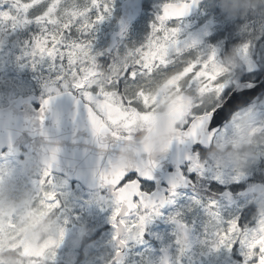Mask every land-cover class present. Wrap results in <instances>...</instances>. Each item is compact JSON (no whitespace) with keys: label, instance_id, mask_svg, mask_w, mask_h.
<instances>
[{"label":"snow or ice","instance_id":"obj_1","mask_svg":"<svg viewBox=\"0 0 264 264\" xmlns=\"http://www.w3.org/2000/svg\"><path fill=\"white\" fill-rule=\"evenodd\" d=\"M195 2L161 0L145 41L125 45L121 51L118 45L97 48L94 43L97 24L110 14L107 0H0V33L36 26L25 41L24 55L33 67L44 59L52 62L58 73L52 92L58 93L57 85H62L79 93L99 146L114 149L98 173L99 181L111 191L115 249L110 264H125L124 250L130 241H142L145 225L161 215L163 206L175 202L176 189L192 181L193 174L214 171L219 178L226 165L209 159L208 150L218 139L232 135L240 119L254 120L250 135L264 137V116H258L251 105L245 106L249 89L226 86L225 70L214 48L201 51L198 41L181 38L179 20ZM247 49L245 44V54ZM108 53L111 59L102 63L99 58ZM250 89L264 95V76H258ZM52 99L49 95L43 100L41 113ZM165 105L178 121L167 147L168 152L177 145V169L166 191H152L149 181L158 159L146 148L137 149L139 160L133 166L118 163L116 157L140 130L152 131ZM57 152V148L50 150L45 168L34 181L35 191L26 202L27 216L15 209L0 211V264H8V254L16 257L17 264H45L55 257L63 228L56 237L37 240L19 226L26 219L35 225L60 207L53 175ZM257 154H264V143L258 144ZM7 175L0 170V205ZM241 175L237 170L235 179ZM194 202L201 203L196 198ZM205 207L214 221L213 246L233 252L234 264H264V212H258L256 204H247L230 218L221 215L214 199ZM180 216L176 212L168 219L187 236L189 225ZM184 251L182 247L181 254ZM159 264H171L170 257L163 256Z\"/></svg>","mask_w":264,"mask_h":264},{"label":"rangeland","instance_id":"obj_2","mask_svg":"<svg viewBox=\"0 0 264 264\" xmlns=\"http://www.w3.org/2000/svg\"><path fill=\"white\" fill-rule=\"evenodd\" d=\"M122 1L123 0H107L111 9L110 14L97 24L94 33L97 37L94 42L97 48H106L110 32L120 25ZM147 2V15L142 18L144 22L143 26H146V28L144 30H142L141 27L135 31L130 30L123 39L121 37V45L119 46L121 51L124 50L125 45L131 47L133 45L142 44L150 33L152 24L156 20L155 13L159 11L161 0H147ZM206 8L207 6H202L201 10L197 13L198 15L194 18L192 17L191 19L179 21L180 36L184 39L191 38L198 41L197 48L201 51H210L214 48L218 58L222 40L215 36L213 28L211 27V25L214 23L217 24L218 22L215 18L212 19L211 17L214 15V12H209ZM257 13L258 14L254 15L255 21L260 24L264 21V15L259 12ZM34 28L36 29L35 25ZM17 31H5L0 33V107H2L5 102L6 94L11 96L16 92L30 93L33 89L34 81L40 82V89L47 91V93H53L52 80L53 77L58 74L52 62L48 59L38 62L36 66L33 67L29 58L24 55L25 41L30 38L32 32H27L26 36L23 38L20 36L13 38V35L16 34ZM243 45L244 44H239L237 48L241 49ZM104 56L99 58L100 61ZM241 57H243L246 64L245 69L252 73L255 72L258 68L255 61L249 59L244 52L241 53ZM109 59H111V57H109ZM219 59L221 60V57ZM224 77L228 83L234 80V75L231 72L225 73ZM251 106L257 110L258 116H264V96L261 100L251 104ZM262 162H264V154H258L255 161L248 168L239 171L242 173L239 179H235L237 176V169L231 165L223 168L219 178L216 177L214 171H211V173L214 179L224 183L232 180L245 181L254 174L253 171L259 172L254 166L255 163ZM0 170L8 174L7 182L14 185L10 191L19 194L26 190L32 193L35 191L34 181L38 179L39 173L43 169L35 163L33 157L25 156L23 158H13L7 156L0 159ZM54 177L56 179L60 207L54 211L53 216L57 218L62 226L64 238L61 244H59L61 246V252L59 248L58 250H54L55 257L46 260L49 262L62 261L66 264H106L111 252V237L108 231H106L105 226L111 222L112 200L110 197L97 191L95 193H89L82 189L80 184H75L73 187H70L71 185L66 183L60 176L54 175ZM5 194L4 188V196ZM181 198L180 194L176 195L174 198L175 213L181 210ZM260 198L261 197L255 199V204L259 207L258 212H264V207H261L259 204ZM251 202L252 201L249 200L247 204ZM247 204L246 202L238 201L236 203L227 204L224 200L217 202L218 210L224 218H230L238 214ZM231 207H236V210H232ZM71 215L73 217L75 216V219L78 220L75 221V223H80L82 229L79 225L77 228H74L69 224L68 220L71 218ZM193 216L199 223L197 232L188 243L182 244V241H180V245L176 246L173 258L174 264H234L235 259L231 251L224 246L215 247L210 242L214 221L208 217L206 207L202 212L200 210L196 211ZM102 227L103 230H99ZM72 230L78 234L93 235V237H97V239L93 241V238L91 241L87 240L84 244H81V242H83L80 241L81 238H76L75 235L70 234ZM182 247L185 248V251L181 254L180 249ZM141 252L139 248H132L131 246L125 264H140L136 259ZM46 260L45 264H47Z\"/></svg>","mask_w":264,"mask_h":264},{"label":"water","instance_id":"obj_3","mask_svg":"<svg viewBox=\"0 0 264 264\" xmlns=\"http://www.w3.org/2000/svg\"><path fill=\"white\" fill-rule=\"evenodd\" d=\"M143 0H124L122 2V25L124 32L127 27L140 15ZM203 0L192 3L184 17L190 16L199 7ZM123 32V33H124ZM121 35V27L111 34L110 46L117 44ZM264 76V73L262 74ZM254 82H241L236 88L249 89L245 92L246 104L255 102L261 96L258 91L250 89ZM51 103L41 113L42 102L35 106L34 96H17L8 105L0 107V156L7 148L6 154L18 156L20 147L29 153L37 154L40 165L46 166L45 161L52 148H57V162L53 172L77 181L87 189L95 190L104 187L111 195L110 189L98 179V173L108 156L114 149H103L99 146L97 138L93 135L86 110V102L79 93L70 90L51 94ZM48 97V96H47ZM44 116L43 122L40 117ZM177 145L173 144L168 152L157 158L158 167L154 170L150 181L157 184V190L162 182L169 185V180L177 169ZM181 154L183 149L180 150ZM183 164H181L182 166ZM172 167V171L168 168ZM188 185H181L186 186ZM245 190L243 193L248 192Z\"/></svg>","mask_w":264,"mask_h":264},{"label":"clouds","instance_id":"obj_4","mask_svg":"<svg viewBox=\"0 0 264 264\" xmlns=\"http://www.w3.org/2000/svg\"><path fill=\"white\" fill-rule=\"evenodd\" d=\"M222 10L229 17L243 16L249 11H257L264 14V0H219ZM234 56H229L222 64L225 73H228L235 64ZM178 121L169 115V106L165 105L160 109L158 120L152 131L140 130L131 144L124 145L121 152L117 154L118 163H125L128 166L135 165L139 156L137 149L146 148L153 158H159L167 152L168 140L172 135ZM237 130L226 138H220L209 148L207 156L211 160L220 162L222 165H231L235 169L242 171L248 168L257 157V146L264 143V137L250 135L255 124L252 119H240ZM34 167V165H33ZM13 184L6 182L4 185L5 196L0 211L7 212L15 209L27 216L30 211L26 204L32 198L31 191H23L15 194L10 190ZM259 204L264 207V190L260 191ZM19 227L26 229L29 235L37 240L56 237L62 226L57 218L49 215L33 225L26 219ZM8 264H17V259L11 254L6 257Z\"/></svg>","mask_w":264,"mask_h":264},{"label":"flooded vegetation","instance_id":"obj_5","mask_svg":"<svg viewBox=\"0 0 264 264\" xmlns=\"http://www.w3.org/2000/svg\"><path fill=\"white\" fill-rule=\"evenodd\" d=\"M259 172L253 171L254 174L247 178L245 181H227V183L220 182L213 178L211 171L205 172L203 176H197L193 174L192 181L189 182V186L176 189V195H181V216L180 219L185 221L188 225V233L185 236L184 232L174 222L170 221L168 217L174 214V203L166 204L160 209L161 215L153 217V219L145 225V232L141 242L130 241V246L126 249V257L129 251L133 247L139 248L142 252L137 256V262L140 264H159L162 254L170 257V262L173 264L174 252L179 242L182 244L188 243L193 238L198 228V220L193 214L200 210L204 211L205 205L209 199H214L216 202L224 200L227 204L238 202L250 201L251 204L256 203V198L260 197V191L264 189V162L255 163L254 165ZM183 167V165L181 166ZM171 170V168H169ZM152 185V191L157 189V184L154 181H149ZM166 191L168 185L162 182L160 184ZM249 190L243 193L245 190ZM257 189V190H256ZM90 193V192H89ZM194 198L201 201L200 204L194 202ZM250 204V203H249ZM257 211H259V207ZM232 210H236V207H231ZM108 231L111 245V252L108 256L106 264L111 261L115 249V243L112 240L113 233L115 231L112 222H109L106 226ZM97 237L93 239L96 240ZM113 246V248H112Z\"/></svg>","mask_w":264,"mask_h":264},{"label":"trees","instance_id":"obj_6","mask_svg":"<svg viewBox=\"0 0 264 264\" xmlns=\"http://www.w3.org/2000/svg\"><path fill=\"white\" fill-rule=\"evenodd\" d=\"M211 1L212 0H205L202 6L204 7L207 6L206 8L207 11L214 12V15H212L211 17L212 19L215 18L216 21L218 22L217 24L214 23L213 25H211V27L213 28V32L215 33V36L218 39L222 40L218 60L221 64H223L227 57L234 56L236 61L235 64L232 66L231 70L229 71L234 75V80L229 82L226 86H234L236 83L243 80L256 81L257 77L261 76L264 72V21H262L260 24L255 21L254 15L258 14L256 11H249L247 14L243 16L229 17L222 10L219 0H213L212 2ZM197 15L198 14H196L195 17ZM141 24L144 25V22H142ZM30 31L31 32L35 31L34 25H31L26 29L17 31L16 34L13 35V38H15L16 36H20L21 38H23L24 36H26L27 32ZM239 44L248 45L246 55L248 56L249 59L255 61V63L257 64L258 68L256 69V73H251L250 71H247L245 69L246 64L243 60V57H241V53L244 52L243 51L244 45L242 46L241 49H238L237 47ZM220 57L221 60L219 59ZM242 78H247V79H242ZM57 87H58V91L68 90L64 88L62 85H57ZM31 93L32 95L36 96L35 104H38L40 101H42L46 95L51 94V93H47V91L40 89V82L34 81L33 89L30 93L16 92L14 95L11 96L6 94L5 103L7 104L9 100L12 97L16 96L17 94L31 95ZM22 152H23L22 153V157H23V154L24 153L26 154V152L24 150ZM27 156L32 157L34 155L30 154ZM34 161L36 163V160ZM69 224L72 225L73 227L72 222H69ZM70 234L72 235V233ZM87 240L89 241L90 238L86 236L84 239L81 240L83 241L81 242V244L82 243L84 244L85 241ZM58 248L61 252L60 245L56 247L54 250H58ZM46 263L66 264L65 262L62 261L49 262L48 260H46Z\"/></svg>","mask_w":264,"mask_h":264}]
</instances>
